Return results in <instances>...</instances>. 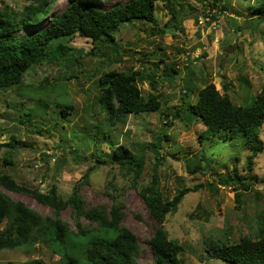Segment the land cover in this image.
Here are the masks:
<instances>
[{"label": "rangeland", "instance_id": "obj_1", "mask_svg": "<svg viewBox=\"0 0 264 264\" xmlns=\"http://www.w3.org/2000/svg\"><path fill=\"white\" fill-rule=\"evenodd\" d=\"M6 1L17 8L30 2ZM70 1L58 0L52 16L62 12ZM93 1L107 9L130 0ZM212 3L213 0H159L157 25H124L116 35L118 54L103 46L97 52L100 56H87L93 48L91 40L80 36L64 38L62 43L76 49L70 62H44L25 76L23 88L0 90V144L8 143L13 136L20 141V147H32L12 154V165L4 164L8 149H0V173L42 192L57 186L64 199L76 184H81L80 196L88 210L98 206L110 209L114 198H118L123 212L121 226L131 230L141 246L137 264H153L148 241L157 226L139 191L155 172L165 200H172L185 188H199L187 194L177 212L167 217L168 237L185 248L180 254L184 264H232L208 260L207 249L212 248L211 240L228 238L229 243L238 242L256 233L264 215V152L249 166L250 152L242 140H223L221 136L201 139L205 127L199 119L189 121L182 106L185 101L194 104L199 90L208 84H214L237 105L251 104L264 89V19H256L251 13L252 8L262 5L256 0H221L219 10L212 8ZM173 13L179 29L166 27ZM113 69L140 71L143 79L139 84L145 98L152 92L150 79L155 77L161 109L130 115L125 123L109 128L96 100L99 76ZM41 86L57 87L55 92L49 89V95H35ZM66 95L73 105L69 115H57L55 105L49 108L51 115L38 109V98L56 102ZM175 107L179 111H174ZM24 110L32 111L31 121L43 128L41 132L21 121ZM99 132L109 133L113 142H102V153L110 156L117 147L125 146L139 158L144 157L145 167L137 182L126 170L110 163L98 166L85 178L89 168L97 164L92 155L96 151L93 139ZM260 139L264 144V125ZM154 144L161 147L158 155ZM70 148L79 158L69 153ZM158 158L162 161L158 162ZM235 179L244 180L242 183ZM0 189L41 215L54 216L51 208L32 196ZM60 217L76 231L71 207L65 208ZM79 220L83 228L96 229V224H90L86 217ZM36 258L46 264H63L60 256L46 246L0 251V264H23Z\"/></svg>", "mask_w": 264, "mask_h": 264}, {"label": "trees", "instance_id": "obj_2", "mask_svg": "<svg viewBox=\"0 0 264 264\" xmlns=\"http://www.w3.org/2000/svg\"><path fill=\"white\" fill-rule=\"evenodd\" d=\"M57 1L30 0L28 5L17 8L12 7L6 0H0V90L23 88L25 76L44 62L54 61L63 64L70 62L76 49L62 43L64 38L80 36L91 40L93 48L86 55L98 57L100 54L97 52L103 46L111 48L114 54H118L116 35L124 25L135 23L157 25L156 12L159 0H130L125 4L111 5L107 9L93 0H71L62 12L52 16ZM220 1L213 0L210 6L219 10ZM256 1L262 5L252 8L251 13L257 17L256 19L262 20L264 0ZM48 17L51 18L48 23L40 27ZM166 27L170 29L181 27L175 13ZM161 33L166 34V31L161 30ZM172 72L177 73L176 69ZM142 79L140 71L126 72L117 69L99 76L100 93L96 103L106 115L109 128L125 123L130 115L156 113L161 109L158 82L155 77L150 79L152 92L147 98L143 96L139 84ZM56 87L41 86L35 95L38 96L39 92H44L45 96L49 95V89L55 92ZM24 93L32 96V93ZM185 96H188L187 92ZM70 100L68 95L56 102L48 98L46 100L38 98V109L45 115H51L49 108L55 105L53 111L57 115L67 116L73 110ZM182 108L189 121L199 119L205 127L200 135L201 139L221 136L223 140L234 138L242 140L250 152L249 166H252L254 160L264 152V144L260 139L261 128L264 125V89L251 104L237 105L227 94L222 95L214 84H208L199 90L194 104L185 101ZM173 110L179 111V108L175 107ZM24 116L25 118L21 119L24 124H32L39 132L43 130L31 121L34 117L32 111L24 110ZM94 138L96 151L92 157L97 164L89 168L85 178H88L90 171L106 163L126 170L135 182L141 178L145 167L143 156L139 158L125 146L117 147L115 153L108 156L99 149L102 142L113 143L109 133L99 132ZM18 143L20 141L12 136L8 143L0 144V149H8L4 164H13L12 154L15 152L32 148L27 144L20 147ZM154 147L158 155L161 147L156 144ZM69 153L75 156L74 158H79L71 148ZM161 161L162 158H158V162ZM204 172L206 173V170ZM244 179H235V182L243 183ZM244 185L247 190L248 184ZM0 186L9 192L32 196L41 205L51 208L54 214L43 216L0 189V251L46 246L53 254L60 256L63 264H137V259L142 253L141 246L137 236L128 228L121 226L123 212L118 198H114V204L110 209L98 206L88 210L80 196L81 184H76L66 199L58 192L57 186L42 192L19 184L5 173H0ZM198 189L185 188L172 200H165L160 189L159 176L155 172L149 184L139 191L143 203L157 222L148 241L153 254V264H184L180 254L185 248L168 237L165 222L170 214L177 212L184 197L197 192ZM67 207L73 210L76 231L71 230L69 224L60 217L61 212ZM80 217H86L90 224H96V229L83 228ZM4 224L6 225L3 227ZM228 236L229 234L225 237ZM228 240V238L211 240L212 248L207 249V259H220L232 264H264V215L260 218L253 236L242 237L238 242L229 243ZM23 264L46 263L36 258Z\"/></svg>", "mask_w": 264, "mask_h": 264}]
</instances>
